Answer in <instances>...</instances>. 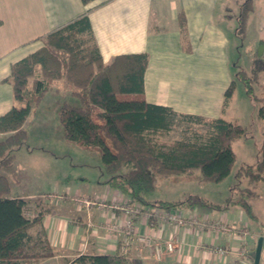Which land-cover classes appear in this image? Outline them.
Instances as JSON below:
<instances>
[{
	"label": "crops",
	"instance_id": "crops-1",
	"mask_svg": "<svg viewBox=\"0 0 264 264\" xmlns=\"http://www.w3.org/2000/svg\"><path fill=\"white\" fill-rule=\"evenodd\" d=\"M234 2L235 0H96L85 6L81 0H0V116L14 106L24 105L16 102L11 84L5 82L11 74L12 65L40 49L43 45L40 37L89 11L90 24L104 64L119 55L148 54V66L144 74V98L148 103L171 108L182 115L199 116L206 120L223 119L246 131L244 136L233 143L236 160L232 172L223 182L212 183L215 187L224 185L228 189L236 183L234 175L240 165L250 164L243 158H254L255 162L258 160L264 132L262 120L257 129V137L251 128L249 130L247 126L244 127L248 115L255 114L258 117L260 105L251 100L244 84L237 77L240 71H252L258 54L257 48L263 43L259 28L264 20L255 13L258 9L264 14V0L255 1L243 41L236 33L239 4H233L236 8L231 7ZM181 18L186 22L184 29L180 24ZM232 83L234 93L225 105V94ZM255 91L258 97L264 98V71L259 75ZM50 95L51 93L45 99H49ZM35 111L32 108L23 125L24 129L27 130L26 123ZM6 135L0 133V141ZM13 154L12 168L0 169V175L8 179L11 189L6 197L25 200L35 196L56 197V202L47 206L41 220L55 255L24 263L20 261L19 264H77L73 262L74 259L82 255L108 254L124 255L131 264H254V237L246 231L242 236L241 232L244 229L251 232L259 229L260 234L262 233V193H259V198L250 200L251 205L257 204L258 213L253 211L258 221L251 220L238 206H232L227 211L200 206L171 211L141 206L142 213L132 220L131 233L137 236L152 235L157 243L162 244L163 255L161 259H157L150 250L148 254L142 253L144 246L134 237L129 238L127 253L123 252V245L128 237L129 218L123 207L138 204L104 184L108 175L101 158L80 164L71 162L68 166L61 162L67 154L45 147H32L28 141ZM19 156L32 160L40 157L41 166L59 165L61 168L57 172L58 176L62 181L67 179L64 190L37 195L15 191L14 183L18 182L19 172L16 158ZM75 166L84 168L86 172L77 176L76 181H70ZM195 175L199 184L209 183L200 181L199 170L159 177L155 190L146 198L152 202L184 200L187 197L174 199L172 179H188ZM246 180H243L242 185ZM255 183L264 186V182ZM160 187L164 188V198L159 200L155 195L150 198L149 195ZM226 194L222 202L207 200L224 204L230 195L229 189ZM146 213H176L184 219L196 218L199 223L175 226L163 222L161 215L148 216ZM167 242L173 244V252L166 250ZM242 246L247 249L243 255Z\"/></svg>",
	"mask_w": 264,
	"mask_h": 264
},
{
	"label": "trees",
	"instance_id": "trees-1",
	"mask_svg": "<svg viewBox=\"0 0 264 264\" xmlns=\"http://www.w3.org/2000/svg\"><path fill=\"white\" fill-rule=\"evenodd\" d=\"M87 6L96 0H81ZM256 0H235L239 4L236 33L243 41ZM89 11L42 37L43 47L16 62L5 80L11 84L16 102L0 116V133L7 134L0 141V169L10 168L14 152L28 139L26 122L33 106H38L49 93H55L54 105L64 136L84 147L98 150L108 179L104 184L130 197L132 203L144 208L178 210L182 207H204L227 211L241 208L253 221H258L250 203L259 193L242 182H264V132L258 160L242 164L234 177L230 195L224 204L188 196L178 201H148L146 196L156 188L159 177L182 175L200 170L202 182L221 183L232 172L236 154L234 141L246 134L239 125L223 119L206 120L199 116L182 115L171 108L148 103L144 98V74L149 56L146 53L119 55L104 64L94 38ZM182 29L186 22L180 19ZM248 77L240 71L237 77L244 84L247 95L260 105L258 117L264 121V98L255 93L259 75L264 71V53L258 54ZM32 79V82H31ZM62 81L58 86L54 83ZM254 82V83H253ZM234 93V83L225 94L227 105ZM177 118L190 123H208L207 135L177 140L169 145L159 141L170 132ZM8 179L0 175V264H19L22 260H40L55 255L42 227V215L27 216V201L9 198ZM37 226L42 244L40 250L29 254L35 239L31 229ZM36 235V234H35ZM36 237V238H37ZM260 237L264 238V228ZM256 248L254 249L255 252ZM255 256V253H254ZM77 264H131L126 256L82 255ZM254 262V257H253Z\"/></svg>",
	"mask_w": 264,
	"mask_h": 264
},
{
	"label": "rangeland",
	"instance_id": "rangeland-1",
	"mask_svg": "<svg viewBox=\"0 0 264 264\" xmlns=\"http://www.w3.org/2000/svg\"><path fill=\"white\" fill-rule=\"evenodd\" d=\"M235 5V2L232 3L233 7ZM236 8V6H234ZM256 16L259 18H263L264 20V14L261 13L258 9L255 13ZM261 21V20H260ZM259 32L262 34V42H264V22L261 25V28H259ZM43 43V42H42ZM44 45V43H43ZM42 45V47H43ZM259 49V46L257 50ZM250 72H247L248 77ZM32 82V79H31ZM62 81H57V86ZM254 83V82H253ZM257 83H254L256 87ZM257 92V91H255ZM257 94V93H256ZM258 95V94H257ZM56 98V94L51 93L49 96V99L43 100L38 106H33L34 110H36L33 115L29 118V120L26 123L27 126V133H28V143L32 146H39V147H45L47 149H51L54 152L60 153V154H67L64 160L61 162H64L68 166L72 163L80 164L84 161L92 160L94 158H100V153L98 150L90 149L87 147H84L76 142L69 141L64 136L63 127L61 125L59 115L57 114L56 107L54 105V101ZM48 100V102H47ZM242 106V102H240ZM243 109V106H242ZM249 118H247L244 121V127L247 126V128L250 130V128L253 130V134L255 137H257V129L261 125L260 119H258L255 114L248 115ZM211 130L210 125L208 123H190L188 121L182 120L180 118H177L175 121V125L173 129L165 134L160 135L159 141L163 144L169 145L177 140H189L194 139L195 136H202L207 135L208 132ZM248 157V154L247 156ZM245 162L247 163H254V158H243ZM240 157V160H243ZM17 160V167H18V175L17 180L18 182L14 183V190L20 191L24 193L25 195H29L30 193H35L37 195L38 193H58L60 191L64 190L65 183H67V179L63 180L58 176L57 172L60 171V166H41V160L40 157H34V159L27 158L25 156H19L16 158ZM251 161V162H250ZM40 165V166H39ZM6 168V169H11ZM70 178V181H76V177L80 176L82 173L86 172V170L80 167H73ZM200 172V170H199ZM172 182V192L175 196L174 199H183L188 196H198L201 195L206 199H212L215 202H222L224 201L226 197V193H228L227 187L224 185H221L219 187H215L216 185L212 183H202L199 184L198 177L191 176L188 179L182 178V177H174ZM253 184V186L248 184ZM244 187H250L257 193L264 194V186H262L261 183H255L251 182L248 179L243 183ZM227 186V185H226ZM62 189V190H61ZM164 188L160 187L157 189L154 193L150 194L149 197H157V199H163L164 198ZM10 194V193H9ZM56 197H49V196H35L32 199H28L27 201V208L26 213L27 216L31 218H37L38 216L42 215L45 211L47 206H50L56 201ZM257 202V201H256ZM253 210L257 211V204H252ZM260 214L264 215L263 212H260ZM39 227L34 226L31 229V234H34L35 239L32 243H30L29 248H33L31 251L29 250L28 253L32 254L33 252H36L40 250V246L42 244L41 237H37V233L39 232ZM246 231L249 235H253L255 244L257 246L258 239L260 238V230L256 229V231L251 232L250 230H242V236L243 233ZM37 232V233H36ZM36 234V235H35ZM40 234V233H38ZM42 236V234H40ZM37 237V238H36ZM255 246V248H256ZM241 249L242 255L246 253V247L242 246ZM144 251L142 253L148 254V249L144 248ZM255 253V252H254ZM254 257V255H253ZM252 257V259H253ZM26 260L21 261L24 263ZM30 260H27V262ZM262 264H264V252L262 253Z\"/></svg>",
	"mask_w": 264,
	"mask_h": 264
},
{
	"label": "built area",
	"instance_id": "built-area-1",
	"mask_svg": "<svg viewBox=\"0 0 264 264\" xmlns=\"http://www.w3.org/2000/svg\"><path fill=\"white\" fill-rule=\"evenodd\" d=\"M141 209L142 208L140 205L123 207V211L129 217L128 221H127V225H128L127 235H128V237L125 239V242L123 245V252L127 253L128 246L130 245L129 238L134 237L137 240V242H139L140 244H142L144 246V248L150 250L151 253H153L154 256L157 257V259H161L162 255H163L162 244L157 243V241L154 240V237L152 235L147 234V235H143V236L142 235L137 236V235H134L133 233H131L132 232V230H131L132 220L135 216H138L139 214L142 213ZM146 215H148V216L161 215V219L163 220V222H165L167 224L175 225V226H185L187 224L195 225V224L199 223L196 220V218L184 219L176 213L175 214H173V213H165V214L155 213L154 215L152 213H146ZM165 248L168 252H173L175 249L171 242H167L165 244Z\"/></svg>",
	"mask_w": 264,
	"mask_h": 264
},
{
	"label": "water",
	"instance_id": "water-1",
	"mask_svg": "<svg viewBox=\"0 0 264 264\" xmlns=\"http://www.w3.org/2000/svg\"><path fill=\"white\" fill-rule=\"evenodd\" d=\"M264 53V42L260 44L258 49V55L262 56ZM264 238L260 237L257 242L255 256H254V264H260L261 256H262V248H263Z\"/></svg>",
	"mask_w": 264,
	"mask_h": 264
}]
</instances>
